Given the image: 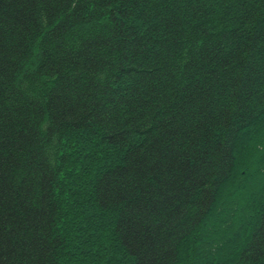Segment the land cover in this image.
Segmentation results:
<instances>
[{
	"label": "trees",
	"instance_id": "obj_1",
	"mask_svg": "<svg viewBox=\"0 0 264 264\" xmlns=\"http://www.w3.org/2000/svg\"><path fill=\"white\" fill-rule=\"evenodd\" d=\"M262 136L264 0H0V264H264Z\"/></svg>",
	"mask_w": 264,
	"mask_h": 264
},
{
	"label": "rangeland",
	"instance_id": "obj_2",
	"mask_svg": "<svg viewBox=\"0 0 264 264\" xmlns=\"http://www.w3.org/2000/svg\"><path fill=\"white\" fill-rule=\"evenodd\" d=\"M259 130L261 131V127H258V131ZM249 137H253V135H250ZM258 144H259L258 148L260 150L259 152H260L261 157H258V159H260V160H258V164H257L256 168H258V174L262 175L261 177L264 179V136H262V139L260 140V142ZM89 148H87V149H89ZM87 149H86V147L84 148L82 145V146L78 147V151L76 154H74V157H70V156L68 157V164L66 166H64V170H66V172L68 173V176L70 178L66 179V181H65L66 182L65 183L66 188L65 189L63 188V189L65 191L67 189H69L70 191L67 195H63L64 200H68V201L72 200L73 201V196H71L70 194H72V192L75 190H72V189H75L81 185L86 186L87 183L79 181V180L83 179V177L79 175V174L83 173V171H84L83 169H81L82 166L86 167V170H85L86 177H88L90 175L89 179L86 181L89 183V186L92 184L91 179H92V177H94L93 173L95 174L98 171V169L95 170L94 172L91 171L92 169L94 170V162L92 160L93 156H89V153H88V156H86ZM94 151L96 152V155L94 156L95 159L105 158V155L103 156L102 152H100V150L98 148L94 149ZM106 154H108V152ZM86 157H88V158H86ZM97 157H99V158H97ZM113 157H117V156H112V158ZM59 162L60 161H58V163ZM106 162H108L110 164L112 162V160L108 159V160H106ZM101 165L102 164H100V166ZM88 171H89V173H88ZM261 177H258L257 175H255L253 179L254 180L257 179L256 183H258V182H260L259 180L261 179ZM249 180L251 181L252 177H250ZM262 182H264V181H262ZM229 193L222 200L221 207L219 208V210H217V217L211 223V225H213L215 232H214V230H212L211 233H213V234H210V236H211L210 241L208 242V238L210 236L209 237L204 236V237H202L203 240H200L201 241L200 246L202 249L199 248V250H198L197 245L193 248V250H196V252L198 250V254H199V256H201V258H200L201 260L204 259V257H206V254L203 252L204 249L205 250L210 249L209 251H211V253L217 252L216 248H212V246L209 245L210 242L212 244H214L216 242V240L221 241V239H222L221 236H224L223 237L224 243L222 242L223 244H220L218 246L216 245V247H217L218 251L223 249L224 247L228 248L230 246L229 240L231 239L230 236L232 235L233 230H234L235 236H236V232L240 228L241 221H242L240 219V216H241L242 211L245 210V208L242 206V205H244V201H243L244 199L242 198V196H239V198L236 200L237 202H232V201L230 202L229 196L232 192L230 194ZM86 230H88V227H86ZM78 233L79 232L75 231L73 233V235L78 234ZM71 237H73L72 236V230H71ZM73 243H74V240H73ZM71 246H72V248L75 247L72 244H71ZM219 248H221V249H219ZM75 249H78V248H75ZM75 257H78L79 259H81L80 256L77 254H75ZM207 257H208V255H207Z\"/></svg>",
	"mask_w": 264,
	"mask_h": 264
}]
</instances>
